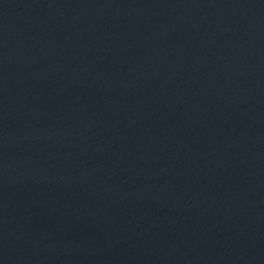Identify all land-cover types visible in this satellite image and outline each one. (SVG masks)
<instances>
[{"label": "water", "instance_id": "1", "mask_svg": "<svg viewBox=\"0 0 264 264\" xmlns=\"http://www.w3.org/2000/svg\"><path fill=\"white\" fill-rule=\"evenodd\" d=\"M0 264H264V0H0Z\"/></svg>", "mask_w": 264, "mask_h": 264}]
</instances>
